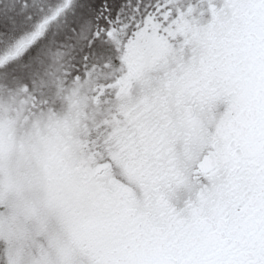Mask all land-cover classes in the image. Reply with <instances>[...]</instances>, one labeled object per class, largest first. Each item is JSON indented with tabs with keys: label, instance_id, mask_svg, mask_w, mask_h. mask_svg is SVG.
Wrapping results in <instances>:
<instances>
[{
	"label": "snow or ice",
	"instance_id": "1",
	"mask_svg": "<svg viewBox=\"0 0 264 264\" xmlns=\"http://www.w3.org/2000/svg\"><path fill=\"white\" fill-rule=\"evenodd\" d=\"M0 264H264V0H0Z\"/></svg>",
	"mask_w": 264,
	"mask_h": 264
}]
</instances>
